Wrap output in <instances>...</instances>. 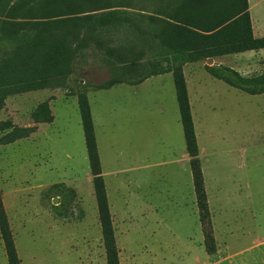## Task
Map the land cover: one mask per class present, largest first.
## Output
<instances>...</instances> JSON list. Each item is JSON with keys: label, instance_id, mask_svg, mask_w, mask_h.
<instances>
[{"label": "rangeland", "instance_id": "374dc122", "mask_svg": "<svg viewBox=\"0 0 264 264\" xmlns=\"http://www.w3.org/2000/svg\"><path fill=\"white\" fill-rule=\"evenodd\" d=\"M37 1L29 18L78 20L91 38L59 86L9 96L0 110V122L34 128L0 144V191L21 264H106L77 105L84 88L120 264H210L172 74L139 81L152 65H166L150 54L160 41L157 2L110 0L105 9L83 13L92 0ZM251 14L264 22V0ZM124 53L130 62L116 59ZM205 65L258 77L264 53L183 66L215 243L245 250L264 237V94L233 88ZM43 102L51 123L32 118ZM251 249L235 260L264 264V246ZM0 264H8L1 238Z\"/></svg>", "mask_w": 264, "mask_h": 264}, {"label": "trees", "instance_id": "16d2710c", "mask_svg": "<svg viewBox=\"0 0 264 264\" xmlns=\"http://www.w3.org/2000/svg\"><path fill=\"white\" fill-rule=\"evenodd\" d=\"M110 0H92L84 4L87 11L108 7ZM158 13L155 39L150 54L162 58L166 65L155 67L139 79L171 73L182 126L185 149L189 158L193 191L208 255L216 252V243L210 222L208 199L199 160V150L190 109L183 66L188 62L214 59L248 51L264 50V37L256 38L252 32L248 0H155ZM37 0H0V110L7 97L25 92L40 91L59 86L72 71L76 56L82 55L83 45L91 38L85 23L62 20L54 23L37 22L29 18ZM90 17L85 16L83 21ZM42 26L32 33L34 25ZM161 24V27L158 25ZM154 39V40H155ZM110 51V56H115ZM116 59L127 63L126 54ZM138 62V61H136ZM132 67L136 65L132 60ZM215 79L255 96L264 94V75L245 77L234 69L222 65L204 66ZM104 85L97 89H108ZM85 88L77 95V105L84 136L89 170L96 200L98 220L106 264H120L112 216L106 194L101 162L98 154L94 125ZM36 123H51L53 117L46 102L32 113ZM0 144L6 145L28 137L34 128L14 126L10 121L0 122ZM0 238L8 264H21L7 219L0 191Z\"/></svg>", "mask_w": 264, "mask_h": 264}, {"label": "crops", "instance_id": "0c3cea01", "mask_svg": "<svg viewBox=\"0 0 264 264\" xmlns=\"http://www.w3.org/2000/svg\"><path fill=\"white\" fill-rule=\"evenodd\" d=\"M260 2L262 3L263 0H260ZM248 4H249V13H250V18H251L253 35L256 38L264 37V22L262 21V19L261 20L257 19V21L255 22L254 16L251 14V9H252L253 5L256 7L259 4V0L258 1L248 0ZM262 52L264 53V50L248 51L247 55H250V54L258 55ZM247 55H245V54H233V55H229V56H234L237 58L239 56H247ZM218 64H220V63H218ZM234 68H236V67H234ZM236 69H237V72H241V71L246 72L245 68H242V70H240L239 68H236ZM260 95H263V94H260ZM254 246H257V248L264 246V237L263 238H259V237L254 238V240H252V246H248V248H246L245 250H235V249L232 250V248L227 247L226 243H223L222 246H219L218 244H216V252L214 254L210 255L212 257V261L210 264H255L253 262L251 263L250 260H248L246 263L237 262L235 260L236 258H238V256L241 253H245L243 251L251 249Z\"/></svg>", "mask_w": 264, "mask_h": 264}, {"label": "water", "instance_id": "95a60500", "mask_svg": "<svg viewBox=\"0 0 264 264\" xmlns=\"http://www.w3.org/2000/svg\"><path fill=\"white\" fill-rule=\"evenodd\" d=\"M207 62H208V63H211V62H212V60H208Z\"/></svg>", "mask_w": 264, "mask_h": 264}]
</instances>
